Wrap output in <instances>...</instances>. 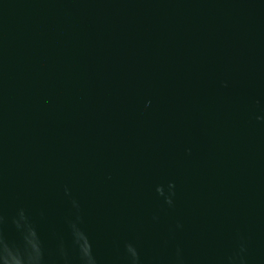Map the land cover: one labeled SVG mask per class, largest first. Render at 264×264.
Instances as JSON below:
<instances>
[{
	"label": "water",
	"instance_id": "95a60500",
	"mask_svg": "<svg viewBox=\"0 0 264 264\" xmlns=\"http://www.w3.org/2000/svg\"><path fill=\"white\" fill-rule=\"evenodd\" d=\"M0 264H264V0H0Z\"/></svg>",
	"mask_w": 264,
	"mask_h": 264
}]
</instances>
